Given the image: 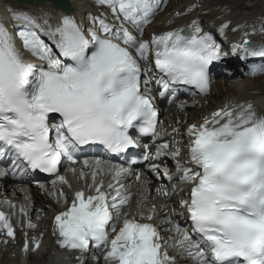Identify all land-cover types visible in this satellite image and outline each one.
<instances>
[{
    "label": "snow or ice",
    "instance_id": "snow-or-ice-1",
    "mask_svg": "<svg viewBox=\"0 0 264 264\" xmlns=\"http://www.w3.org/2000/svg\"><path fill=\"white\" fill-rule=\"evenodd\" d=\"M161 2L98 0L119 21L115 27L99 17H91V26L85 27L71 15L53 26L44 16L11 9V18L19 22L13 26L16 31L0 22V158L11 155L21 171L57 174L66 184L58 175L59 166L75 163L82 146L102 145L110 153H124L138 144L129 129L155 139L157 110L149 95L152 65L159 73L154 83L162 97L174 95L178 85L208 94L210 65L222 58L219 44L211 33L200 34L197 21L190 34L178 29L144 39L145 25ZM227 27L221 26V35ZM21 49L40 63L25 59ZM232 51L241 58L264 57V44L245 40ZM262 72L264 65L253 66V75ZM234 108L238 110L227 106L187 128L189 166L181 168L180 180L190 190L181 206L197 242L193 247L185 235L179 246L198 264H264V112L251 103ZM167 147L161 145L156 156ZM100 164L97 160V170ZM151 170L159 174L155 165ZM126 171L117 168L115 175ZM96 175L92 173L95 194L77 191L71 206L55 217L59 247L81 253L90 243L106 247L110 230L116 235L104 257L108 264H175L151 223L125 216L117 231L115 221L129 196L116 189L109 202ZM3 230L14 238L12 224L0 212Z\"/></svg>",
    "mask_w": 264,
    "mask_h": 264
},
{
    "label": "bare ground",
    "instance_id": "bare-ground-1",
    "mask_svg": "<svg viewBox=\"0 0 264 264\" xmlns=\"http://www.w3.org/2000/svg\"><path fill=\"white\" fill-rule=\"evenodd\" d=\"M68 1L71 7L69 14L84 26H88L92 16L99 15L95 11L101 7H96L93 0ZM9 8H19L20 12L26 11L25 13H32L36 17L44 16L52 25H56L64 15L49 2H35L29 5L18 4L16 0H0V20L7 18ZM259 15L264 16V0H168L165 10L156 14L146 27L144 36L189 23L193 18H197L206 26L207 23H221L225 18L236 21L244 19L245 25H248L258 20ZM257 39L264 42V33L259 34ZM227 62L231 66L235 62L243 64L239 58L232 61L228 59ZM240 75L238 73L230 79H215L211 83L209 95L182 99V108H175L168 103L161 105L164 115L160 117L159 129L164 133V141H168L170 151L176 150L182 154L186 150L183 129L190 123L201 122L212 110L226 104L243 100L251 102L255 108L264 112V74L259 78H240ZM153 92L154 88L150 93ZM84 161L88 162L87 166ZM96 161L94 158H88L60 170L58 175L65 177L68 181L66 184L59 182L57 174L49 180L28 181L25 178L22 183L6 184L10 179L9 171L7 166L0 165V205L15 232L14 238H6L4 231L0 233V264H44L43 261H46V264H101V253L90 250L68 258L57 243L55 229V215L71 205L72 193L95 189L93 172H97L96 184L103 181L102 189L108 193L109 202L116 194V189L120 190V194H131L123 205L120 216L124 212L138 222L151 223L159 233L162 249L174 258L175 264H195L192 262L193 257L186 254L187 249L179 246V241L190 234L189 228H183L184 208L180 201L184 191L176 193L174 190V186L180 184L159 187L143 174L139 179L134 173L116 176L115 164L99 160L101 170H97ZM169 162L167 160V163ZM109 184L113 187L109 188ZM158 192L166 195L161 198ZM149 216L152 217L151 220L147 219ZM29 223L35 227H29ZM122 224L121 221L116 224L117 231ZM177 226L180 228L179 232L176 230ZM115 234L113 232L112 235ZM5 239L7 244H4ZM26 241L27 251L24 250ZM35 245L39 247L34 249ZM192 246L194 247V242Z\"/></svg>",
    "mask_w": 264,
    "mask_h": 264
},
{
    "label": "water",
    "instance_id": "water-1",
    "mask_svg": "<svg viewBox=\"0 0 264 264\" xmlns=\"http://www.w3.org/2000/svg\"><path fill=\"white\" fill-rule=\"evenodd\" d=\"M25 1H27L28 3H33L36 0H25ZM49 1H51L56 7L64 10L65 12L70 10L69 9L70 6H69L68 0H49Z\"/></svg>",
    "mask_w": 264,
    "mask_h": 264
},
{
    "label": "rangeland",
    "instance_id": "rangeland-1",
    "mask_svg": "<svg viewBox=\"0 0 264 264\" xmlns=\"http://www.w3.org/2000/svg\"><path fill=\"white\" fill-rule=\"evenodd\" d=\"M165 10V9H164ZM163 10V11H164ZM162 11H160V12H158V13H161ZM157 13V14H158ZM241 75L239 76L240 78H249V77H252V76H247V75H244V73H240ZM263 75V74H262ZM262 75H259V76H255L254 78H259V77H261ZM164 115V112H162L161 111V116H163Z\"/></svg>",
    "mask_w": 264,
    "mask_h": 264
}]
</instances>
